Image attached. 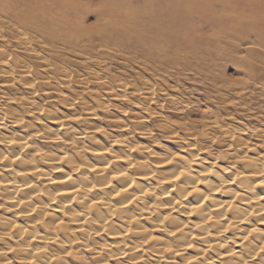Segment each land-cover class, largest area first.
Wrapping results in <instances>:
<instances>
[{
  "label": "bare ground",
  "instance_id": "6f19581e",
  "mask_svg": "<svg viewBox=\"0 0 264 264\" xmlns=\"http://www.w3.org/2000/svg\"><path fill=\"white\" fill-rule=\"evenodd\" d=\"M150 4L140 29L135 18L121 17L101 31L87 30L76 21L83 5L74 0H12L9 9L14 30L24 41L34 38L30 33L50 44L84 42L81 49L89 51L98 41L173 68L181 52L193 46L186 11L190 15L199 6L183 0ZM247 7L256 10L245 31L264 49V3L256 0ZM113 24L132 27L125 49L120 46L124 36L111 35ZM182 41L190 44L183 48ZM0 69L6 83L11 82L14 67L1 50ZM21 73L29 78L28 71ZM127 87L108 89V96L117 102L128 93L142 96L134 108L144 115L136 114V123L119 121L118 133L109 136L99 135L94 126L98 113L92 111L105 110V101L90 100L91 109L70 115L73 120L59 113L41 120L31 114L44 110L33 102L31 83L25 89L32 97L21 95L25 101L11 97L8 85L0 86V262L264 264V134L257 135L261 147L248 145L235 132L251 134L249 129L228 127L205 110L203 117L186 123L170 119L161 104L151 107L153 84L130 92ZM13 100L32 110L24 115L26 108L16 110ZM25 116L33 123L26 124ZM151 117L169 122L160 128L173 147L158 145L153 151L133 139L135 133H153L144 123ZM86 254L87 259L82 257Z\"/></svg>",
  "mask_w": 264,
  "mask_h": 264
},
{
  "label": "rangeland",
  "instance_id": "374dc122",
  "mask_svg": "<svg viewBox=\"0 0 264 264\" xmlns=\"http://www.w3.org/2000/svg\"><path fill=\"white\" fill-rule=\"evenodd\" d=\"M74 1L80 6L83 5L82 8L79 6L81 14L76 21L87 30L92 28L90 31H101L103 26L110 25L121 17L135 18L140 29L145 19V13L148 11L146 9H150L151 6L150 0ZM254 1L256 0H183L184 4L199 6V10L190 13V15V11H186L187 18L190 20L189 24L192 26L191 41L193 46L187 48L186 51L183 50L181 52L183 56L179 57L178 63L168 69L162 65L155 66L143 58H133L128 53L126 55L125 52H118L115 46H103L98 41H94L93 51L81 49L84 42L77 45L50 44L47 40L42 39L43 37L37 39L38 36L30 33H27L28 37L34 38L30 42L24 41L13 27L14 19L10 13L13 9H9L12 6V0H0V50L7 54L10 64L14 67L9 83H6L8 78H5L1 72L2 69H0L2 74V76L0 74V86L8 85L11 97L25 101L26 98H22L21 95L32 97L25 89L31 83L36 91L33 102L35 101L34 103L37 104L36 108H38V103L43 105V111H45L39 113L35 109L31 114L38 118L41 117V120L48 116L53 117L58 113L67 115L70 120H73L70 115L83 114L87 111H84V108L91 109L90 100L105 101L107 106L103 110L104 112H101L100 109L92 110L98 113L94 126L100 129L98 130V133L100 131L99 135L106 133L111 136L112 133H114L113 135L118 133V124L139 121L137 115L140 113L134 108V105L138 100H142V96L133 94L132 97V93H128L131 98L127 95L126 100L117 102L115 98L108 96V89L117 92L120 90V86H128L126 91L130 92V88L144 90L149 84H153L156 95L155 99L152 95V99L149 101L151 107H157L158 103L161 104V112L168 118L186 123L189 122V119L203 117L204 110L205 112L210 111L209 114L212 117L216 115L219 120H224V124L228 127L249 129L251 134L245 135L236 130L235 136L246 140L248 145L256 143L261 147L264 143L258 142L260 138L257 139V135L264 134V49L257 44L258 42L252 34H247L245 31L247 26L252 23L251 13L256 10V8L253 9L254 7L248 8L247 6ZM257 1L264 3V0ZM143 5L144 7H142ZM134 9L137 11H133ZM142 15L143 17H140ZM110 28L114 31L111 32V35L122 34L124 36V41L120 46L125 49L129 35H131V25L113 24ZM140 41L138 39L136 43ZM186 44L190 43L182 41V47ZM198 51L199 53H197ZM20 66H25L26 69ZM22 70L28 71L29 78L27 80L22 78ZM247 74L252 76H247ZM45 95L49 98H46ZM173 101L179 103L174 105ZM12 106L18 111H22L21 107L23 106L24 109L26 108L25 112L28 108V110H32L20 101L13 100ZM160 107L158 105L157 108ZM175 109H178V112ZM26 114L27 112L24 115ZM142 115L144 114L139 116ZM24 121L26 124L33 123L26 116ZM161 121L162 119L158 117L144 118L146 127L152 128L153 133H150L149 136L135 133L136 136L132 134L133 139L144 142L149 145L151 150L154 148L153 151L168 145V148L173 147L168 138L162 136L161 125L165 122ZM167 125L169 122L166 121L164 127ZM141 136H145V138ZM147 136L148 138H146ZM156 138L158 140H155ZM152 140L155 142L153 143ZM86 255V257L82 255V257L87 259L89 255ZM15 260L12 259V262L27 264V261Z\"/></svg>",
  "mask_w": 264,
  "mask_h": 264
}]
</instances>
